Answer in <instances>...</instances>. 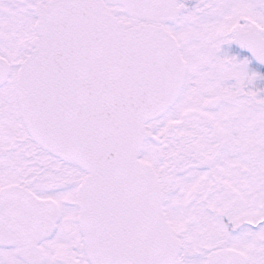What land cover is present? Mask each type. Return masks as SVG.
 <instances>
[{
  "label": "snow or ice",
  "instance_id": "1",
  "mask_svg": "<svg viewBox=\"0 0 264 264\" xmlns=\"http://www.w3.org/2000/svg\"><path fill=\"white\" fill-rule=\"evenodd\" d=\"M0 264H264V0H0Z\"/></svg>",
  "mask_w": 264,
  "mask_h": 264
}]
</instances>
